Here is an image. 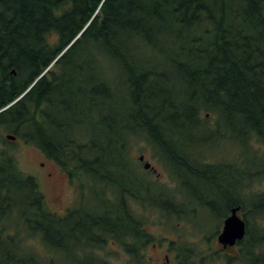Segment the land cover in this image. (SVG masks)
Returning <instances> with one entry per match:
<instances>
[{
	"label": "trees",
	"instance_id": "1",
	"mask_svg": "<svg viewBox=\"0 0 264 264\" xmlns=\"http://www.w3.org/2000/svg\"><path fill=\"white\" fill-rule=\"evenodd\" d=\"M229 130L264 138V0H0V244H20L0 251V264H42L27 240L56 253L55 226L78 255L101 249L129 217L140 227L129 205L175 218L151 198L162 185L132 148L147 143L177 186L185 174L206 179L198 145ZM19 141L77 180L66 214L20 169ZM97 185L102 209L83 203Z\"/></svg>",
	"mask_w": 264,
	"mask_h": 264
},
{
	"label": "flooded vegetation",
	"instance_id": "2",
	"mask_svg": "<svg viewBox=\"0 0 264 264\" xmlns=\"http://www.w3.org/2000/svg\"><path fill=\"white\" fill-rule=\"evenodd\" d=\"M243 142L250 156L231 149L209 161L213 171L224 170L225 176L209 179L214 185L211 205H198L207 210L209 227H195L201 224V218H196L191 247L184 245L181 233L172 231L186 225L183 217L161 219L163 239L158 240L148 229L147 219L140 218L137 228L129 217L127 227L118 228L111 241L118 253L128 256L126 264H264V138ZM129 206V215L136 217V205ZM155 208L160 207L148 210ZM226 229L229 235H224Z\"/></svg>",
	"mask_w": 264,
	"mask_h": 264
},
{
	"label": "rangeland",
	"instance_id": "3",
	"mask_svg": "<svg viewBox=\"0 0 264 264\" xmlns=\"http://www.w3.org/2000/svg\"><path fill=\"white\" fill-rule=\"evenodd\" d=\"M214 122L215 118L210 117ZM9 133H6V136ZM238 133L234 131H227L225 136H217L212 142H205L198 145V151L204 156H208L211 161L213 158H217L215 154L225 155L231 149L241 153L244 150L243 139H237ZM209 136V132L207 133ZM18 165L20 169L27 173L34 175L40 185V189L46 200L47 206L54 212L63 215L66 214L69 208L74 207L78 203L80 197V189L77 180H73L66 171H64L54 160L46 156L39 148L31 146L19 141L14 149ZM243 152H247L244 150ZM248 153V152H247ZM132 155L136 163L140 165L142 170L146 171L144 164L150 162L153 166V170L149 169L147 172L150 174L151 180L158 183L163 191L161 193L152 185L149 188L151 198L164 203L170 209L174 211V216L183 217L186 221V225L181 226L179 229H172V231L181 233L184 238V245L191 247L194 239V230L192 225L196 218H201L200 225L195 224V227L202 226L203 228L209 227V217L206 215L207 210L198 205H211L212 193L214 185L209 181L212 176L218 177L225 176V172L219 170L213 171L210 168L203 169V173L206 175V179H198L193 176L183 175L178 185L176 186L175 180L171 177L170 173L165 168L161 160L156 156L151 147L144 142L135 144L132 148ZM144 155L145 160L141 161L140 156ZM250 156V154L248 153ZM220 157V155H218ZM223 158L220 157V159ZM150 180V178L148 177ZM150 180V181H151ZM101 189V194L98 196ZM145 190V189H143ZM96 191V192H95ZM103 188L99 185L92 191L88 187L84 193L83 203L92 204L96 209H102L104 205H98V201L103 199ZM168 197V198H167ZM175 200L177 201H173ZM113 204V203H111ZM109 206V205H107ZM117 205H110V210H114ZM166 213V212H165ZM136 217L138 219H147L149 224L148 229L152 232L154 239H163V234L160 230L161 226L158 224L163 216L162 212L156 210H148L143 205L136 204ZM172 223V222H171ZM155 224V225H153ZM55 226L54 234L50 231V236L54 239L53 249H56V253H52L44 246L39 244L36 238H30L27 240V247H32L35 250V254L42 264L51 263V257L57 258V264H63L66 260L73 261V264H90L91 255L96 258L105 260L108 264H126L128 256L125 253H118L116 247L109 240L108 243L101 249L93 248L88 249L85 252H81L78 255L76 250L80 247L74 244V241L69 240L70 232L64 227L62 230ZM171 230V228H170ZM4 242L0 244V251H7V254H14L16 250L19 251L20 244L15 241H7V238H3ZM90 248V247H89ZM86 254V255H84ZM91 254V255H89ZM1 255V254H0ZM53 255V256H52Z\"/></svg>",
	"mask_w": 264,
	"mask_h": 264
},
{
	"label": "water",
	"instance_id": "4",
	"mask_svg": "<svg viewBox=\"0 0 264 264\" xmlns=\"http://www.w3.org/2000/svg\"><path fill=\"white\" fill-rule=\"evenodd\" d=\"M7 138L8 139H12V140H15L16 139V136H14L13 134H7ZM140 160L141 161H144L145 160V157H144V155H141L140 157ZM144 168L145 169H150V168H153V166H152V164L150 163V162H146L145 164H144ZM229 229V228H228ZM228 229H226L225 230V232H224V235H226L228 232ZM227 235H229V233L227 234Z\"/></svg>",
	"mask_w": 264,
	"mask_h": 264
}]
</instances>
